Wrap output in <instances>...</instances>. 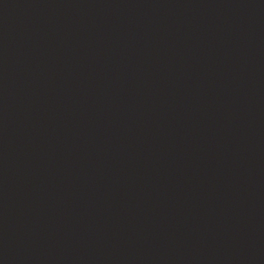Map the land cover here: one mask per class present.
Instances as JSON below:
<instances>
[{
  "label": "water",
  "instance_id": "obj_1",
  "mask_svg": "<svg viewBox=\"0 0 264 264\" xmlns=\"http://www.w3.org/2000/svg\"><path fill=\"white\" fill-rule=\"evenodd\" d=\"M0 264H264V0H0Z\"/></svg>",
  "mask_w": 264,
  "mask_h": 264
}]
</instances>
